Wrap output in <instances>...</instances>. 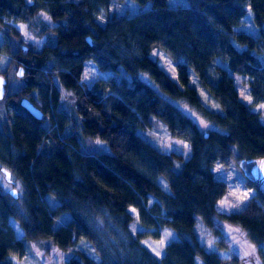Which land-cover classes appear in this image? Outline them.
<instances>
[{"label": "trees", "instance_id": "16d2710c", "mask_svg": "<svg viewBox=\"0 0 264 264\" xmlns=\"http://www.w3.org/2000/svg\"><path fill=\"white\" fill-rule=\"evenodd\" d=\"M112 1L0 0V32L14 44L0 53L14 69H24L20 90L0 101V168L21 191L17 199L0 193V264L21 255L24 245L14 238L9 218L23 230L24 241L71 253L63 264H223L200 245L197 219L207 230L215 218L237 225L260 248L264 198L258 192L238 210L219 213L215 205L230 191L212 169H233L255 188L238 162L264 157V125L240 100L234 76L255 104L264 102V68L257 59L264 54V35L253 38L235 28L246 8L262 27L264 0H187L178 8L168 0H129L141 10L132 18L110 14ZM40 12L56 25L51 38L40 49L20 47V35L3 20L28 24ZM153 50L174 64L176 81L150 57ZM86 61L111 77L83 86ZM190 72L218 111L205 108ZM54 80L68 93V110ZM22 99L42 112L41 120L21 107ZM183 108L213 128L202 133ZM159 127L189 144L188 159L161 152L155 143ZM95 140L109 152L98 151ZM133 223L145 231L131 233ZM165 228L176 240L157 258L141 240L157 239L150 230ZM79 242L88 243L97 260L77 249ZM219 246H225L222 240Z\"/></svg>", "mask_w": 264, "mask_h": 264}, {"label": "rangeland", "instance_id": "374dc122", "mask_svg": "<svg viewBox=\"0 0 264 264\" xmlns=\"http://www.w3.org/2000/svg\"><path fill=\"white\" fill-rule=\"evenodd\" d=\"M76 2L77 0H69ZM187 0H168L170 8H178L187 5ZM31 3V1H28ZM141 10L139 7L129 0H113L110 4L109 13L116 16L117 18H132L136 16ZM247 14L243 17L241 24L235 28L236 32L243 33L249 37H257L258 35H264V25L257 27L252 22V15L248 8H246ZM101 22L103 21L100 19ZM6 24L12 26L17 33L20 35L22 44L20 47L28 48V46L40 49L49 37V30L56 25L51 21L47 14L40 12L34 17L28 24L22 22H13L3 20ZM42 30H46L42 32ZM14 44L9 41L0 32V50L5 49L6 46H13ZM234 47L238 50L241 48L233 43ZM150 57L157 61L159 67L169 76L172 81H176V72L174 64L166 57L164 53L159 50H153L150 53ZM257 59L260 66L264 68V54H259ZM10 59L5 54L0 53V76L6 79L5 94H15L22 87V78L18 79L15 75L16 69L10 64ZM6 74V77L4 76ZM191 82L198 89V93L201 97V101L205 108L218 111L217 105L209 97V95L199 87L196 77L190 72ZM111 77V73L101 72L92 61H86L84 63V69L80 83L90 88L95 82L99 80H108ZM141 79L147 82L146 76H141ZM234 82L239 94L240 100L248 105L252 112L260 115V122L264 125V105L263 103L255 104L249 94L248 87L242 79L234 76ZM54 84L57 87L60 98L59 102L62 103L64 110H68L69 105L67 104L68 93L60 88L59 84L54 80ZM184 111L190 112L192 119L197 124V127L202 133H206L213 128L211 124L206 122L198 113L194 111H188L183 108ZM155 143L160 147L163 153H175L182 156L183 159H188L190 155L189 144L185 141L176 140L168 136L163 127H159L158 134L156 136ZM96 149L100 152H109L108 147L101 141H93ZM87 144L82 141L83 151L87 153ZM5 169V168H4ZM1 170V168H0ZM7 170V169H5ZM8 171V170H7ZM214 176L217 180L225 183L230 191V194H226L217 201L215 205L216 210L219 213L229 214L235 210H238L244 203L251 198L255 197L258 190L246 186L243 180L238 176V173L233 169L226 170L220 165H215L212 169ZM11 175V174H10ZM13 181V187L9 185L5 179L3 173L0 171V193L1 195H8V191L14 188L17 193H21L19 182L15 179ZM157 184L166 190V183L163 179L157 178ZM11 197V196H10ZM153 200L148 202V206L151 205ZM129 213L136 217V211L129 209ZM8 225L12 228L14 238L23 242L22 254L18 257L9 258V264H63L69 260L71 253H64L57 250L55 247L50 246L46 242H26L24 241V232L19 227L17 222L12 218L8 219ZM131 233L143 232L145 229L139 225V223H133L130 225ZM150 232H157V239L145 238L141 240V244L150 251L155 257L160 258L164 255V249L171 241L176 240V235L169 229H157L150 230ZM195 232L197 234L200 245L206 251L215 252L221 259L223 264H233L232 258H237L238 264H262V258H264V244L260 248H256L247 238L246 233L242 228L237 225H233L224 221L214 219V227L212 230H207L203 227L199 219H197L195 225ZM222 240L225 244L223 248L219 246V241ZM77 249L84 251L88 256L97 260V256L94 253L93 248L86 242H79L75 246ZM195 264H201L199 260H196Z\"/></svg>", "mask_w": 264, "mask_h": 264}, {"label": "water", "instance_id": "95a60500", "mask_svg": "<svg viewBox=\"0 0 264 264\" xmlns=\"http://www.w3.org/2000/svg\"><path fill=\"white\" fill-rule=\"evenodd\" d=\"M86 40L90 43L89 38ZM15 75L18 79L23 78L24 69L22 67H18ZM5 86L6 79L3 76H0V101L4 98ZM20 105L33 118L37 120L42 119V112L27 99H22ZM238 168L241 171L243 177L252 183L264 198V157L241 159L238 162ZM1 173H3L5 181L10 183V173L3 168L1 169ZM8 194L11 196V198L17 199L18 194L14 188L10 189Z\"/></svg>", "mask_w": 264, "mask_h": 264}, {"label": "snow or ice", "instance_id": "6c2138e0", "mask_svg": "<svg viewBox=\"0 0 264 264\" xmlns=\"http://www.w3.org/2000/svg\"><path fill=\"white\" fill-rule=\"evenodd\" d=\"M22 74V73H21ZM261 107H264V105H262Z\"/></svg>", "mask_w": 264, "mask_h": 264}, {"label": "flooded vegetation", "instance_id": "af4514ba", "mask_svg": "<svg viewBox=\"0 0 264 264\" xmlns=\"http://www.w3.org/2000/svg\"><path fill=\"white\" fill-rule=\"evenodd\" d=\"M1 171V170H0ZM9 184V183H8ZM10 185V184H9Z\"/></svg>", "mask_w": 264, "mask_h": 264}]
</instances>
